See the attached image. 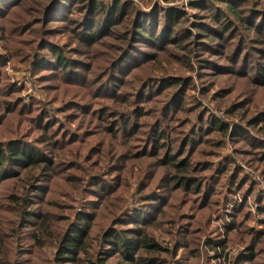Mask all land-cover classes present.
<instances>
[{
    "label": "rangeland",
    "instance_id": "1",
    "mask_svg": "<svg viewBox=\"0 0 264 264\" xmlns=\"http://www.w3.org/2000/svg\"><path fill=\"white\" fill-rule=\"evenodd\" d=\"M63 1L0 0V150L16 140L51 155L53 172L12 238L14 260L83 264L58 259L56 239L40 247L30 223L49 216L48 225L56 219L66 232L86 210L89 227L101 232L86 242L109 263L121 259L103 235L137 236L141 227L177 247L161 264H264V121L250 123L264 113V0H130L141 18L129 9L118 24L98 26L88 18H107V9L94 13L90 2L113 0H90L84 12L78 5L87 0ZM139 21L144 37L136 36ZM56 53L73 66H59ZM213 120L228 131L207 134ZM156 130L168 133L164 155L171 147L195 165L207 163L200 193L156 186L157 158L146 155ZM5 171L1 215L9 214L5 194L20 178ZM65 182L79 193L61 202L65 193L56 189ZM171 203L179 209L170 239L163 220ZM253 233L261 235L255 246Z\"/></svg>",
    "mask_w": 264,
    "mask_h": 264
},
{
    "label": "trees",
    "instance_id": "2",
    "mask_svg": "<svg viewBox=\"0 0 264 264\" xmlns=\"http://www.w3.org/2000/svg\"><path fill=\"white\" fill-rule=\"evenodd\" d=\"M52 7H55L54 4L57 0H52ZM58 0V3H66L65 1ZM130 0H113V2L106 4L103 1L96 2L87 0L86 2L78 5L79 9L84 12L89 4V7L94 11V13L101 11L105 13L107 18H88L93 24L97 26L103 21L111 22L110 24H118L125 14L129 13V9L132 10L134 14L133 18H141V10L138 7L132 6ZM175 11V10H173ZM171 12L172 14L174 12ZM177 12V10H176ZM234 12V10H233ZM237 11L235 10L234 13ZM120 13L119 17L115 18ZM168 15V14H167ZM228 21L222 22V30L225 29ZM221 23V22H220ZM95 26V25H93ZM146 28L141 21H139L137 26L136 36H141V31H144ZM89 37H93L94 41L97 38H100L96 32H87ZM145 36V35H144ZM141 36V37H144ZM126 38V37H125ZM160 38V37H159ZM58 55V53H56ZM58 65L61 67L70 68L73 66L75 61L71 60L67 56H62L61 54L57 56ZM70 66V67H69ZM259 71L264 73V68L260 67ZM172 84L174 81L171 82ZM171 84V85H172ZM264 84V83H263ZM111 113V111H110ZM120 112L116 110L113 115H119ZM259 118L254 116L250 119V123L253 125L258 124V120L261 122L264 121V113H258ZM204 118L200 119V125L204 126ZM127 123L124 122V127ZM51 125H49L50 127ZM213 130H220L223 132L228 131L226 125H222L218 120H213L212 124L208 125L207 134ZM153 141L151 144L150 150L146 155L151 154L152 157L157 158V179L156 184L158 187L167 189L168 191H193L200 193L202 188L206 185L205 183H200V171L207 167V163L198 162L193 164L191 157L176 156L175 151L169 147L165 155L162 153L163 147H165V142L163 139L168 137L166 131L156 130L152 133ZM251 135L246 140L252 142ZM191 138H187V144ZM19 143V142H18ZM16 140H11L7 145L0 150V171L6 170L3 176H8L10 178L20 177L14 182V185L9 188L6 192L5 197L8 201L9 206L4 211H8L9 214L1 215L0 214V264H22L20 260H14L12 244L14 243V238L19 233L20 230L24 228L27 224V221L31 219L32 210L30 209V202L32 201L31 196L36 195L40 190V182L44 177H52L53 172L50 170V164L52 161V156L47 155L44 152H36L25 146L22 143L18 144ZM54 155L57 157L59 153L54 151ZM17 167V168H15ZM161 169V170H160ZM23 170V171H22ZM219 170L222 173L226 172L227 167L223 165L219 167ZM23 172V174H22ZM22 174V175H20ZM59 193H65L64 198H60V201L63 202L66 198L73 199L77 193V189L72 187L68 182L62 183L56 189ZM181 190V191H182ZM210 195L205 194L203 197L208 198ZM167 202L168 198L164 197ZM179 204V203H178ZM171 207V212L166 210L164 213V220L167 228L163 231H167L170 235V239L174 235V223L175 219L171 217L173 211H177L179 206H174V203L169 205ZM62 209H60L61 211ZM64 210V209H63ZM110 213V212H108ZM55 214L54 216H56ZM49 217V216H48ZM43 218L39 223L30 225L34 226L36 230L35 234L39 246L44 245L46 238H53L58 240L57 249L55 253H58V259H67V262H83V264H113L109 263L107 254L102 256L101 253L96 255L95 252H92V246L86 242L88 237L99 236L101 238V232L96 231V228L92 229L89 227L90 218L86 215V210L78 211L75 223L78 224L77 227H73L72 230L64 232L61 229L60 224L56 219H53L48 225L49 218ZM169 221H172L171 224ZM16 226V229H14ZM159 228V225L155 226ZM133 233L137 236H126L122 230H110L109 232L103 235V242L105 245H112L111 250L118 254V257L121 259L117 264H161L162 261H165L164 255H171L176 257L177 247L172 251L169 247L164 246L157 239L155 235H149L145 230H142L141 227L135 228ZM254 242L252 246H255L256 241H259L261 235L259 233H253ZM90 237V238H91ZM13 238V239H12ZM183 238H187V235L184 234ZM196 241V238L195 240ZM251 246V252L249 253L250 257L254 254V248ZM80 253H83L84 256H79ZM138 254V258L135 257V254ZM155 254V255H153ZM246 255L240 256V260ZM51 263V262H50ZM56 264H61L55 262Z\"/></svg>",
    "mask_w": 264,
    "mask_h": 264
}]
</instances>
